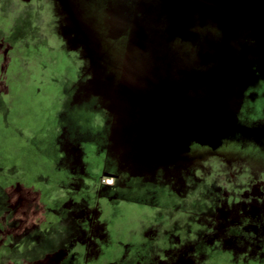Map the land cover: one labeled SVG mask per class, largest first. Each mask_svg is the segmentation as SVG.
Returning <instances> with one entry per match:
<instances>
[{
    "label": "rangeland",
    "instance_id": "374dc122",
    "mask_svg": "<svg viewBox=\"0 0 264 264\" xmlns=\"http://www.w3.org/2000/svg\"><path fill=\"white\" fill-rule=\"evenodd\" d=\"M218 30L186 0H0V264H264V160L181 158L218 145L192 118Z\"/></svg>",
    "mask_w": 264,
    "mask_h": 264
},
{
    "label": "water",
    "instance_id": "95a60500",
    "mask_svg": "<svg viewBox=\"0 0 264 264\" xmlns=\"http://www.w3.org/2000/svg\"><path fill=\"white\" fill-rule=\"evenodd\" d=\"M245 1V5L248 6L251 0ZM258 5L260 9H256L255 15H250L248 10L245 14L238 12L214 13L211 21L218 24V31L225 30L229 37L225 39L222 36L219 39L217 34L211 33L208 36H202L198 40L203 55L201 57L207 59L201 71L206 81L204 90H202L203 95L196 96V100H194L196 103L192 118L196 120L197 128H202V133L206 131L205 128L210 129L208 135H204V139L216 140L218 144L225 138L241 139L243 137V130L247 127L238 123L237 115L247 85L252 81V66L257 64L259 70L264 72V61L243 63L240 57L244 47L247 44L254 43L255 30L260 35L264 33V0H259ZM181 14L184 15L183 12ZM258 24L260 27H258ZM163 34L169 38L167 33L164 32ZM183 36L189 38L188 34ZM223 38L226 40V45L224 43L221 47H218ZM260 45L262 46V53H264V43ZM252 48L250 47L247 53H252ZM197 67L201 68L200 65H197ZM241 69L247 70L248 80L239 78ZM205 86H207V90ZM180 117L181 124L186 123L190 126V115L181 113ZM170 133H172V128ZM191 141L199 142L196 138L189 139L188 148Z\"/></svg>",
    "mask_w": 264,
    "mask_h": 264
},
{
    "label": "trees",
    "instance_id": "16d2710c",
    "mask_svg": "<svg viewBox=\"0 0 264 264\" xmlns=\"http://www.w3.org/2000/svg\"><path fill=\"white\" fill-rule=\"evenodd\" d=\"M161 30H163V27H161ZM131 42L132 40L130 39L127 46V53L129 54L131 53ZM162 44L164 45V43H161V45ZM187 51V46L184 47V49L181 51L178 50L177 54L175 55L176 59L174 61H176L178 57L182 58V56H186ZM103 54L104 53L101 54L100 59L97 62V78L102 77L103 79H107V75L104 73V71H102L104 62L106 60ZM170 65L174 67L179 65V63H170ZM252 70V81L250 84L247 85V88L242 98L241 108L238 111L237 115L238 123L247 128L264 126V72L259 70L257 64L252 66ZM119 102H122L123 105L125 101H121V99H119ZM125 104L127 106L128 103L125 102ZM217 153L225 154L230 157H246L247 159L251 160L252 163H255V166L256 164L259 165L260 162L264 160V152L260 145L250 142L247 144V146H244L240 138H225L217 146L191 141L189 148L185 150L181 154V156H185V158L191 160H200L208 157L209 155Z\"/></svg>",
    "mask_w": 264,
    "mask_h": 264
},
{
    "label": "flooded vegetation",
    "instance_id": "af4514ba",
    "mask_svg": "<svg viewBox=\"0 0 264 264\" xmlns=\"http://www.w3.org/2000/svg\"><path fill=\"white\" fill-rule=\"evenodd\" d=\"M250 1V0H249ZM259 0H251L248 3V6H246V1L245 0H186L187 3L192 5V11H193V21L195 24V27L201 23V24H211V18L214 13L217 12H238V13H243L245 14L246 10L249 11L250 15H255L254 12L256 9H260L258 5ZM185 14V10L181 9V13ZM188 14V13H187ZM264 129V126H257L255 128H248V129H253V130H262ZM245 130V129H244ZM243 135V133H242ZM255 144V143H254ZM261 146L262 144L256 143ZM217 156H223L222 154H213ZM209 155V156H213ZM208 156V157H209ZM182 160L186 162H193L194 160L187 159L185 156H181ZM245 159V157H242ZM196 161V160H195Z\"/></svg>",
    "mask_w": 264,
    "mask_h": 264
}]
</instances>
